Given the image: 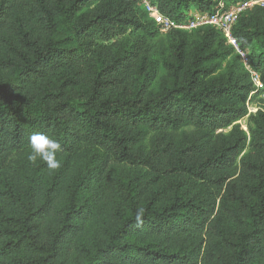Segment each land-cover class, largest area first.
Segmentation results:
<instances>
[{"label":"trees","instance_id":"trees-1","mask_svg":"<svg viewBox=\"0 0 264 264\" xmlns=\"http://www.w3.org/2000/svg\"><path fill=\"white\" fill-rule=\"evenodd\" d=\"M233 35L264 84V6ZM241 52L140 0H0V264H264V87ZM36 132L59 168L27 159Z\"/></svg>","mask_w":264,"mask_h":264},{"label":"built area","instance_id":"built-area-1","mask_svg":"<svg viewBox=\"0 0 264 264\" xmlns=\"http://www.w3.org/2000/svg\"><path fill=\"white\" fill-rule=\"evenodd\" d=\"M216 2L214 9L204 12L194 11L191 13V19L189 21H177L170 17L163 15L158 6L153 5L150 0H140V4L146 9L150 18L154 19L157 25L160 26L162 32H168L172 29L192 30L200 27L212 25L218 28L226 37L228 43L233 45L239 52V44L235 36L233 35V28L239 18V16L251 9L252 7L259 5L264 6V0H244L229 4L226 0H212ZM247 67L252 72V77L257 88H263L264 84L260 78V75L253 71L249 66L245 54L242 53ZM255 91L251 93L254 94Z\"/></svg>","mask_w":264,"mask_h":264},{"label":"clouds","instance_id":"clouds-1","mask_svg":"<svg viewBox=\"0 0 264 264\" xmlns=\"http://www.w3.org/2000/svg\"><path fill=\"white\" fill-rule=\"evenodd\" d=\"M30 154L27 159L35 163L38 159L45 162L49 170H55L60 167V161L57 160V152L61 150V145L48 135L36 132L28 137ZM144 210L137 209L135 219L141 222Z\"/></svg>","mask_w":264,"mask_h":264},{"label":"rangeland","instance_id":"rangeland-1","mask_svg":"<svg viewBox=\"0 0 264 264\" xmlns=\"http://www.w3.org/2000/svg\"><path fill=\"white\" fill-rule=\"evenodd\" d=\"M196 8H197L196 4L190 7V10H192V13L195 11ZM247 104L249 107L248 115L244 119L238 121V123H240L245 130H248L249 116L251 114L255 113L260 108V105H261L258 102L256 103V102H252V101H248Z\"/></svg>","mask_w":264,"mask_h":264}]
</instances>
